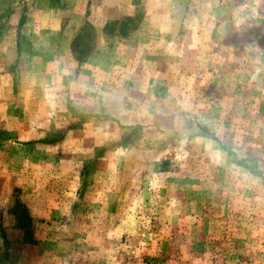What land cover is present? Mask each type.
Returning <instances> with one entry per match:
<instances>
[{"label": "rangeland", "instance_id": "obj_1", "mask_svg": "<svg viewBox=\"0 0 264 264\" xmlns=\"http://www.w3.org/2000/svg\"><path fill=\"white\" fill-rule=\"evenodd\" d=\"M3 238L8 264H264V0H0Z\"/></svg>", "mask_w": 264, "mask_h": 264}, {"label": "trees", "instance_id": "obj_2", "mask_svg": "<svg viewBox=\"0 0 264 264\" xmlns=\"http://www.w3.org/2000/svg\"><path fill=\"white\" fill-rule=\"evenodd\" d=\"M135 21V17H132V16H129L125 19V23L128 24V23H133ZM124 26V25H123ZM106 28L108 27L105 26ZM121 32L125 34V31L124 29H121ZM79 57V56H78ZM17 227L23 229L24 226H22L21 224V221L18 220V223H17ZM7 248H8V242L5 238H3V245L2 247L0 248V264H8V251H7Z\"/></svg>", "mask_w": 264, "mask_h": 264}, {"label": "crops", "instance_id": "obj_3", "mask_svg": "<svg viewBox=\"0 0 264 264\" xmlns=\"http://www.w3.org/2000/svg\"><path fill=\"white\" fill-rule=\"evenodd\" d=\"M131 15V14H130ZM122 16H125L126 17V15H122ZM121 16V17H122ZM127 17H129V16H127ZM109 22V21H108ZM46 138H48V136H43L42 138H39V140L38 141H41L42 140V142H46L45 140H46ZM52 143H56V142H49L48 144H52Z\"/></svg>", "mask_w": 264, "mask_h": 264}]
</instances>
